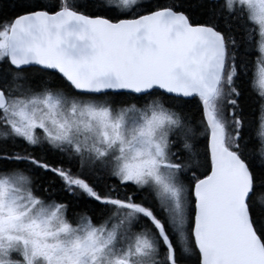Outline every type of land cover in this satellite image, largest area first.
Segmentation results:
<instances>
[{
  "label": "snow or ice",
  "instance_id": "6c2138e0",
  "mask_svg": "<svg viewBox=\"0 0 264 264\" xmlns=\"http://www.w3.org/2000/svg\"><path fill=\"white\" fill-rule=\"evenodd\" d=\"M0 264H264V0H0Z\"/></svg>",
  "mask_w": 264,
  "mask_h": 264
}]
</instances>
